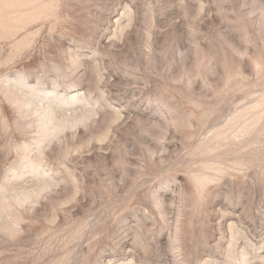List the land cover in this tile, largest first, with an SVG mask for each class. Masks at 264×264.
Masks as SVG:
<instances>
[{
	"label": "rangeland",
	"instance_id": "374dc122",
	"mask_svg": "<svg viewBox=\"0 0 264 264\" xmlns=\"http://www.w3.org/2000/svg\"><path fill=\"white\" fill-rule=\"evenodd\" d=\"M0 264H264V0H0Z\"/></svg>",
	"mask_w": 264,
	"mask_h": 264
},
{
	"label": "bare ground",
	"instance_id": "6f19581e",
	"mask_svg": "<svg viewBox=\"0 0 264 264\" xmlns=\"http://www.w3.org/2000/svg\"><path fill=\"white\" fill-rule=\"evenodd\" d=\"M78 84H79V83H77V82L74 83V85H78ZM10 168L12 169V171H11V173H9V175L12 174L13 172H16V170H17V169H16V166H12V167H10Z\"/></svg>",
	"mask_w": 264,
	"mask_h": 264
}]
</instances>
